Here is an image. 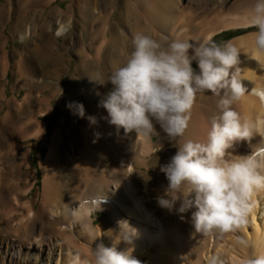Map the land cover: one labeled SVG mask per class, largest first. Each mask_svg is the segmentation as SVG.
<instances>
[{
	"label": "bare ground",
	"instance_id": "6f19581e",
	"mask_svg": "<svg viewBox=\"0 0 264 264\" xmlns=\"http://www.w3.org/2000/svg\"><path fill=\"white\" fill-rule=\"evenodd\" d=\"M34 1L37 0H25V3L31 4ZM247 1L248 3L242 2L241 4L244 5H238L223 16V23L208 30L203 39L207 37L213 39L218 33L228 29L250 27L246 17L252 2ZM139 2L149 12V15L145 16V19H148L145 23L141 20L139 13L136 15L133 12L131 4H129L131 11L129 12L128 8L124 10L126 14L122 13V20L118 22L114 19L112 23H108L109 14H104V38L98 45L97 55L94 58V64L100 67L101 73H92V76L87 78L83 94L75 103V105L84 106L85 117L80 118L74 106L73 112L81 126L75 136L77 142L69 145L67 155L62 154L63 130H56L52 136L46 159L42 161V169L45 173L44 197L38 211L33 202L21 201L20 191L23 190L21 182L18 181L10 187L4 183L5 167L0 166V181H2L0 216L7 220L10 231L12 229V235H14L13 239L5 238L0 244V264H54L56 260L57 264H70L71 257L77 254L81 258V264H94L92 249L97 243L102 242L105 246L111 247L115 240L119 242L122 238L117 236L120 231L117 222L120 220H127L138 229V238L134 240L133 245H127L121 241L117 245V250L124 251L128 247H134L132 255L141 264H208L209 260L219 252L226 253L225 257L228 258L229 264H243L244 259L264 254V190L252 196V211L247 217V222L234 231L225 234L214 232L208 236L196 233L190 228L182 231L186 223H188L187 226L192 224V210L182 214L183 219H181V214L175 211L170 213L166 209L161 211L152 208L148 202L149 197L140 192L135 182L134 176L137 172L135 165L145 166L149 171H160L161 165L153 168L149 166L150 160H145L147 155L158 151L153 138L154 130L148 136L135 132L125 135L123 129L117 133L115 126L100 119L107 116L106 110L98 107L99 102H90L95 98L100 87L104 89L109 84L107 80L112 71L126 62L124 60L126 45L131 41L127 37L126 28L135 31L132 34L157 33L156 40L163 44L172 36L200 41L198 27L195 25L180 29L176 27V24L174 25L173 21L181 10L178 0H139ZM246 6L247 10H242ZM6 7L8 9L6 4L2 6L3 9ZM133 19L136 20V28L133 27ZM67 30V26L63 25L58 34L64 35ZM255 31L257 29L230 40L240 52L238 66L242 71L241 82L248 89V93L233 107L241 117L254 125L256 133L264 135V97L251 93L253 88L264 91V67H260L264 66V54L257 52L254 48L252 33ZM21 38L24 39L25 36L21 35ZM8 43V38L0 43V74L4 71L6 75L11 66L9 53L6 50ZM29 71V75L33 76L32 70L29 69ZM25 78L29 82L27 86L31 89L26 101L39 99L42 93L37 94V90L31 87L32 81L27 76ZM5 95L4 92L0 93L3 100ZM198 100L197 96L183 141L206 140L213 115L210 104L205 108L203 103H197ZM37 112L39 110L30 121L25 123L22 138L28 137L35 140L46 138L49 126L42 117L50 115L51 110L38 114ZM12 116V113L7 115L5 124H9ZM88 116H96L98 124L90 125ZM96 133L100 134L99 139L96 138ZM259 135L253 138L252 145L259 142ZM25 147L26 144L19 142L13 144L11 150L5 153L0 148V162L8 158L20 163L18 166L22 168L31 167L32 150L21 151L22 155L18 154V150H23ZM229 151L233 155H247L251 153L252 148L248 142L242 141ZM12 153L16 154L9 157ZM35 176L38 180V172H35ZM166 185L160 182L158 193L150 196L162 194ZM28 191H32V188ZM93 198L100 201L99 204L85 203ZM151 203L157 202L155 200ZM82 204L84 206L79 207ZM179 206L178 201L176 208ZM73 209H78L75 215ZM95 212L108 213L109 218L103 223L104 228L95 223ZM165 214L170 215L171 219L165 217ZM49 220L51 224L54 222L57 225L56 234L46 233V229L50 227ZM110 222L114 224L111 228ZM59 226H61L60 229ZM233 234L240 235L235 242V249H228L229 244L226 249L223 248L222 243L226 237L229 241L232 237L231 242H233ZM95 238L98 239L94 241ZM16 239L20 241L17 251L14 248Z\"/></svg>",
	"mask_w": 264,
	"mask_h": 264
},
{
	"label": "clouds",
	"instance_id": "9594fccd",
	"mask_svg": "<svg viewBox=\"0 0 264 264\" xmlns=\"http://www.w3.org/2000/svg\"><path fill=\"white\" fill-rule=\"evenodd\" d=\"M246 19L257 29L252 33L254 48L264 54V0H254ZM132 45L126 62L108 77L113 87L98 103L107 112L100 119L115 126L117 133L123 129L125 135L148 136L159 125L172 142L184 137L197 94L217 97L219 114L211 118L206 140H184L170 161L160 166L168 183L156 202L170 213L181 214V219L192 210V226L203 236L234 231L247 222L252 196L264 190V135L256 133L233 107L248 93L241 82L238 48L231 41L218 44L210 37L190 41L177 36L165 45L142 32L132 36ZM251 93L264 97V91L256 88ZM75 107L84 118V106ZM87 119L90 125L98 124L96 116ZM95 135L99 139L100 134ZM257 135L259 142L252 145ZM242 141L249 143L251 153L233 155L229 150ZM99 202L93 198L85 203ZM77 211L73 209V214ZM117 225V236L122 238L111 247L97 243L92 249L94 264H141L132 255L134 247L117 250L121 241L133 245L138 229L127 220ZM70 264H81L79 254L71 257ZM208 264L223 261L213 256ZM243 264H264V254L244 259Z\"/></svg>",
	"mask_w": 264,
	"mask_h": 264
},
{
	"label": "rangeland",
	"instance_id": "374dc122",
	"mask_svg": "<svg viewBox=\"0 0 264 264\" xmlns=\"http://www.w3.org/2000/svg\"><path fill=\"white\" fill-rule=\"evenodd\" d=\"M178 1L181 10L178 11L173 21L174 25L176 24L178 29L195 25L198 27V34H200L199 40L203 39L208 30L221 25L224 21L223 16H226L232 9L248 3L247 0L246 2L244 0ZM140 2L139 0H37L27 4L25 0H20V2L18 0H0V8L2 9L0 10V43L7 38L9 39L6 50L11 60L7 75L4 71H1L0 74V93L6 94L4 100L0 96V148L5 153L11 150L13 144L20 142L26 144V147L23 150L19 149L18 154L21 151L32 150L31 167L22 168L18 166L20 163L8 160V158L1 161L0 166L5 167L4 183L10 187L18 181L21 182L23 189L20 191L22 194L21 201L33 202L36 211L41 208L44 197L45 173L42 169V161L46 159L52 136L56 130H63L62 154L67 155L69 145L77 142L75 136L81 126L73 112L75 103L83 94V87L86 85L87 78L92 76V73H101L100 67L94 64V58L97 55V47L104 38V14H109L108 23H112L114 19L118 22L122 20L121 15L125 13L124 10L128 8V11H131L129 6L132 5L133 12L139 13L141 20L145 23L148 20L145 19V16L149 15V12L140 5ZM242 2L245 3L241 4ZM249 2L253 4L254 0H249ZM5 4L8 9L7 7L2 8ZM242 10L246 11L247 6ZM124 19L126 20V16ZM132 21L133 27L136 28V20L133 19ZM63 25L67 26L68 30L64 35H59L58 32ZM231 30L235 29L221 31L213 38V41L222 44L242 34L250 33L256 28L252 26L251 28H238L239 31L234 32V34L229 33ZM126 31H128L127 37L131 41L127 42L124 60L133 50L132 36L134 34L132 33L135 32L130 28H126ZM98 34L99 36H97ZM21 35H24L25 38L22 39ZM150 36L154 39L158 38L157 33H150ZM176 37L172 36L164 44L166 45ZM193 63V68L198 71V66L195 62ZM29 69L32 70L33 76L29 75ZM26 76L32 81L31 87L37 90V94L42 93L39 99L35 100L34 98L33 101H26V97L31 91L30 86H27L29 82L26 80ZM37 81L39 82L37 83ZM111 87L110 83L104 89L100 87L95 98L91 99L90 102L96 101L98 103ZM197 96L199 99L197 103H203L205 108L210 104L212 115L219 114L217 97L210 93L203 95L198 93ZM11 100L12 103L10 104ZM69 105L73 106L69 107ZM37 110H39L37 114L51 110L50 115L42 117L49 126L46 138L42 140L22 138L25 123L34 117ZM9 113L13 115L12 120L8 122L9 124H5V118ZM153 135L158 151L155 154L147 155L145 160L149 159V166L156 168L170 161L183 142V137L170 142L159 125L154 128ZM14 154L16 153L10 154L9 157ZM135 167L137 172L134 178L140 192L149 197L148 202L152 208L162 211L163 209L157 203H151L156 200L157 195H150L158 193L160 182L168 183L165 175L161 171H149L145 166L135 165ZM35 172H38V180ZM1 183L2 181H0ZM25 188L27 189L26 193L24 192ZM30 188L32 191H28ZM165 217L171 219L168 214H165ZM94 218L95 223L104 228L103 223L109 218V215L106 212H95ZM48 223L50 227L46 229V233L49 235L56 234L57 225L54 222L51 224L50 220ZM112 226L114 224L110 222V228ZM185 226L182 227V231H186L187 228L195 231L192 224ZM60 228L61 226H59ZM13 237L12 229L10 231L7 220L0 216V244L3 239H13ZM239 237L240 235L233 234L234 243L231 242L232 237L230 241L226 237L222 243L223 248L226 249L229 244L228 249H235V242ZM19 244L20 241L16 239L15 251L19 250ZM225 255V252H219L216 257H219L223 264H229ZM54 264H57V260Z\"/></svg>",
	"mask_w": 264,
	"mask_h": 264
},
{
	"label": "trees",
	"instance_id": "16d2710c",
	"mask_svg": "<svg viewBox=\"0 0 264 264\" xmlns=\"http://www.w3.org/2000/svg\"><path fill=\"white\" fill-rule=\"evenodd\" d=\"M234 32H236V31H231L230 33H233L234 34ZM232 35V34H231ZM238 35H240V34H238ZM235 36H237V35H235ZM234 37V36H233ZM230 38H232V37H230ZM196 64V63H195ZM193 65H194V63H193Z\"/></svg>",
	"mask_w": 264,
	"mask_h": 264
}]
</instances>
